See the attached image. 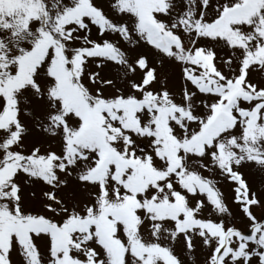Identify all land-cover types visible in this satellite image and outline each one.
Masks as SVG:
<instances>
[{
    "label": "snow or ice",
    "instance_id": "6c2138e0",
    "mask_svg": "<svg viewBox=\"0 0 264 264\" xmlns=\"http://www.w3.org/2000/svg\"><path fill=\"white\" fill-rule=\"evenodd\" d=\"M189 262L264 264V0H0V264Z\"/></svg>",
    "mask_w": 264,
    "mask_h": 264
},
{
    "label": "rangeland",
    "instance_id": "374dc122",
    "mask_svg": "<svg viewBox=\"0 0 264 264\" xmlns=\"http://www.w3.org/2000/svg\"><path fill=\"white\" fill-rule=\"evenodd\" d=\"M257 187H259V186H257ZM200 259L202 260V257ZM189 264H191V262H189Z\"/></svg>",
    "mask_w": 264,
    "mask_h": 264
}]
</instances>
